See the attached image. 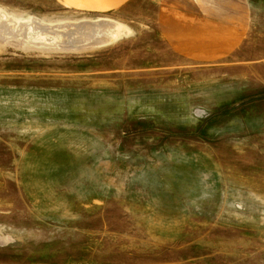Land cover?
<instances>
[{"label":"rangeland","instance_id":"1","mask_svg":"<svg viewBox=\"0 0 264 264\" xmlns=\"http://www.w3.org/2000/svg\"><path fill=\"white\" fill-rule=\"evenodd\" d=\"M247 1L244 43L196 61L159 29L169 0H0V264H264V0ZM102 20L115 36L79 40Z\"/></svg>","mask_w":264,"mask_h":264},{"label":"crops","instance_id":"2","mask_svg":"<svg viewBox=\"0 0 264 264\" xmlns=\"http://www.w3.org/2000/svg\"><path fill=\"white\" fill-rule=\"evenodd\" d=\"M67 7L116 12L129 0H59ZM157 14L159 29L173 49L196 61L234 53L245 41L251 22L247 0H169Z\"/></svg>","mask_w":264,"mask_h":264},{"label":"bare ground","instance_id":"3","mask_svg":"<svg viewBox=\"0 0 264 264\" xmlns=\"http://www.w3.org/2000/svg\"><path fill=\"white\" fill-rule=\"evenodd\" d=\"M1 17L2 16H4V15H0ZM14 21V20H13ZM39 21V20H38ZM108 21V20H107ZM101 21L100 23H97V24H93V25H91L89 22H88V25H86V27L87 28H85V29H83V31H81V32H79L80 33V36L78 37L79 38V40L80 41H83V40H85V38H89V36L91 37V36H93L94 37V34H96L97 35V33H94V31L96 32V31H99V30H102V33H103V37H101V35H100V37L101 38H98L97 40L99 41H97L99 44H100V41H102V40H108L109 38H108V34L110 33L109 32V25H111L110 24V22L108 21ZM112 21V20H111ZM6 22H7V20L6 19H1L0 18V23H2V26H1V24H0V27H2V28H4L5 29V27H7L8 26V24H6ZM80 23V22H79ZM96 23V22H95ZM9 24H11V23H9ZM41 24V23H40ZM114 24V23H113ZM73 25V24H72ZM77 25V24H76ZM79 25V24H78ZM116 25V24H115ZM115 25H112V26H114L115 27ZM118 25V24H117ZM11 26H13V24L11 25ZM10 26V27H11ZM42 26V25H41ZM40 25H39V22L37 23L36 21H31V22H27V23H25V24H20L18 27H13V29L15 28V30H16V28H17V30H20L21 32H22V34L25 36V37H29V38H32V39H34V38H37V36H39L38 35V33H40V31H44V29H45V27H47L46 25H44L43 24V27H41ZM60 26V25H59ZM70 26V25H69ZM121 26V25H120ZM52 27V26H51ZM54 27V26H53ZM71 27V26H70ZM75 27V26H74ZM78 27V26H77ZM122 27V26H121ZM19 28V29H18ZM57 28H58V26H57ZM73 28V27H72ZM81 28V27H80ZM113 28V27H112ZM115 28H117V27H115ZM115 28H114V30H115ZM11 29H12V27H11ZM49 29V33H50V29H52V28H48ZM54 29V28H53ZM60 29H61V27H60ZM125 29V28H124ZM6 30H7V28H6ZM14 30V31H15ZM16 30V31H17ZM64 30V29H63ZM69 30L70 29H68V33H69ZM76 30V29H75ZM75 30H73L74 32H76ZM2 31V30H1ZM66 32H67V30H65ZM73 31H71V32H73ZM122 31H123V27H122ZM124 31H126V30H124ZM123 31V32H124ZM3 32V31H2ZM18 32V31H17ZM17 32H15V33H17ZM47 33H48V30L46 31ZM73 32V33H74ZM6 33V32H5ZM7 33H8V31H7ZM20 33V32H19ZM42 34H43V32H41ZM40 33V34H41ZM49 33L47 34V35H49ZM53 33H55V35L57 36L58 34H59V30H57V31H54ZM65 33V32H64ZM68 33H66V34H68ZM73 33H71V35L73 34ZM77 33V32H76ZM75 33V34H76ZM116 33H118V31H115V34ZM0 34H2V33H0ZM9 34H11V33H9ZM111 34V33H110ZM120 34V33H119ZM8 35V34H7ZM19 35H21V33L19 34ZM45 35V34H44ZM47 35H45V36H47ZM113 34H111V36H112ZM3 36V35H2ZM5 36V35H4ZM44 36V37H45ZM50 36V35H49ZM54 36V34L51 36V38ZM65 36V35H64ZM77 36V35H76ZM113 36H115V35H113ZM117 36V35H116ZM19 37V36H18ZM48 37V36H47ZM60 37H62V36H60ZM73 37H75V36H73ZM97 37V36H96ZM99 37V36H98ZM109 37H110V35H109ZM39 38V37H38ZM43 38V37H42ZM56 38V37H55ZM57 38H58V36H57ZM63 38V37H62ZM61 38V40L63 41V39ZM66 38H68L67 36L65 37V39ZM111 38V37H110ZM114 38V37H113ZM116 38V37H115ZM39 39H41V36H40V38ZM52 39H54V38H52ZM60 39V38H59ZM58 39V40H59ZM91 39V38H90ZM95 39V38H94ZM35 40V39H34ZM44 40H45V38H44ZM48 40H51V39H48ZM57 40V39H56ZM57 40V41H58ZM40 41V40H39ZM46 41H47V39H46ZM53 41H55V40H53ZM53 41H51V42H53ZM79 42V41H78ZM89 42V41H88ZM105 42V41H104ZM107 43V42H106ZM102 44V43H101ZM74 45V44H73Z\"/></svg>","mask_w":264,"mask_h":264}]
</instances>
